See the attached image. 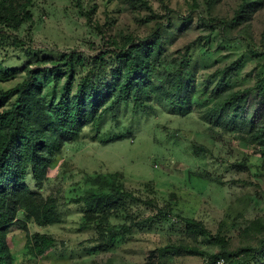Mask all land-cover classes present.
Instances as JSON below:
<instances>
[{"label": "rangeland", "instance_id": "obj_1", "mask_svg": "<svg viewBox=\"0 0 264 264\" xmlns=\"http://www.w3.org/2000/svg\"><path fill=\"white\" fill-rule=\"evenodd\" d=\"M28 10L17 30L0 25V91L39 64L42 100L55 105L69 77L76 96L99 52L132 41L153 45L155 81L143 105L129 96L53 153L40 194L59 222L39 227L20 212L5 238L12 264H264V144L250 132L264 122V0H31ZM69 59L72 68L58 66ZM184 60L190 98L174 106L163 91ZM248 89L237 119L222 117L225 100ZM115 175L131 195L124 207L88 212L79 199ZM180 218L200 221L224 249L191 238ZM35 233L55 243L41 256ZM181 244L203 253L166 249Z\"/></svg>", "mask_w": 264, "mask_h": 264}, {"label": "trees", "instance_id": "obj_2", "mask_svg": "<svg viewBox=\"0 0 264 264\" xmlns=\"http://www.w3.org/2000/svg\"><path fill=\"white\" fill-rule=\"evenodd\" d=\"M30 3L31 0H0V25L17 30L24 20L29 19ZM109 46L117 47V44L111 42ZM150 47L151 50H148L144 44L132 41L129 49L117 48L112 52L105 49L99 52L82 78L76 96H70L73 78L69 77L62 96L55 105H47L42 100V86L37 80L41 72L39 64L27 69L26 78L21 83L0 91V264H12L13 256L5 238L10 226L18 222L20 212L39 227L59 222L55 201L51 198L44 199L40 194L53 162V153L65 143L76 141L86 127L95 124L104 112L125 102L129 96H132L134 105H143L141 96L153 87L155 81L152 79L151 65L153 45ZM107 56L116 62L111 70H107ZM64 65L72 68V60L64 61L58 66ZM188 67L189 61H182L171 88L163 91V97L174 106H184L190 98L185 84ZM56 72L58 74V69ZM60 78L57 76L56 81ZM257 88L260 90L261 86L258 85ZM156 93L159 94L158 91ZM249 93L250 89L229 96L222 104L221 116L230 115L231 122H234L238 113L243 110ZM113 94H117L113 104L99 113L100 107ZM250 127L252 136L264 144V122L256 130L252 124ZM112 140L121 138L114 137ZM194 149L197 153L204 151L197 145H194ZM97 178L104 183L98 187L95 185V188L88 190L79 199V202L86 205L87 211L107 215L118 207H124L126 199L131 195L126 192L121 177L115 175ZM109 179L112 180L110 184ZM28 181L33 183V189ZM180 221L191 238L204 237L224 249V242L213 236L200 221L188 218H180ZM116 237L117 233H114L110 241L113 242ZM31 241L33 251L38 256L55 245L53 239L39 233H35ZM261 248L264 252V245ZM166 249L175 250L181 256H199L203 253L198 247L183 244L168 246ZM223 254L227 255L226 252ZM247 263L243 261L236 264Z\"/></svg>", "mask_w": 264, "mask_h": 264}]
</instances>
